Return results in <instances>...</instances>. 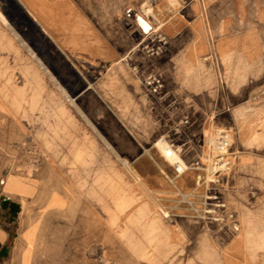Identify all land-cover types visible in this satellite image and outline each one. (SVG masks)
I'll list each match as a JSON object with an SVG mask.
<instances>
[{
	"label": "rangeland",
	"instance_id": "rangeland-1",
	"mask_svg": "<svg viewBox=\"0 0 264 264\" xmlns=\"http://www.w3.org/2000/svg\"><path fill=\"white\" fill-rule=\"evenodd\" d=\"M189 1L0 0V95L104 228L94 246L65 249L45 225L36 264H264L261 104L228 101L215 54L206 63L218 78L203 81L201 102L183 101V83L169 87L174 103L145 83L163 80L158 65L185 64L162 26Z\"/></svg>",
	"mask_w": 264,
	"mask_h": 264
},
{
	"label": "crops",
	"instance_id": "crops-1",
	"mask_svg": "<svg viewBox=\"0 0 264 264\" xmlns=\"http://www.w3.org/2000/svg\"><path fill=\"white\" fill-rule=\"evenodd\" d=\"M183 7L162 26L170 53L185 60L177 67H155L164 80V98L174 103L178 95L169 87L176 82L184 84L185 102L208 97L203 81L218 77L206 61L215 54L224 64L228 101L258 102L264 119V0H193ZM141 31L145 37L156 33ZM39 151L0 95V264H36L45 225L54 226L58 248H87L104 235L94 205L79 200L64 171ZM146 258L142 264H148Z\"/></svg>",
	"mask_w": 264,
	"mask_h": 264
},
{
	"label": "bare ground",
	"instance_id": "bare-ground-1",
	"mask_svg": "<svg viewBox=\"0 0 264 264\" xmlns=\"http://www.w3.org/2000/svg\"><path fill=\"white\" fill-rule=\"evenodd\" d=\"M150 12V11H149ZM137 15V14H136ZM137 23L144 28V30L148 31L150 29V25L147 22V20L143 16H136ZM4 22H6L5 19H3ZM24 43V42H23ZM84 115V114H83ZM94 128V127H93ZM157 148L159 151L163 154V156L176 168L180 173H185L188 168H186V165L184 162L179 158V155L176 151L172 150L170 146L167 145V143L164 140H160L157 143ZM225 166H222L223 169ZM177 171V172H178ZM136 181L139 184H142L140 179L136 176ZM146 189V188H145ZM150 191V190H149ZM148 193V192H147ZM151 196V195H150ZM152 197V196H151ZM154 197V196H153ZM154 202L157 204V206L167 215V212L164 210V208L158 203L159 201L154 198Z\"/></svg>",
	"mask_w": 264,
	"mask_h": 264
},
{
	"label": "built area",
	"instance_id": "built-area-1",
	"mask_svg": "<svg viewBox=\"0 0 264 264\" xmlns=\"http://www.w3.org/2000/svg\"><path fill=\"white\" fill-rule=\"evenodd\" d=\"M145 83L148 86L150 92L152 94H154L155 96H160L162 91H163V89H164V87H165L164 81L162 80L161 77H159L157 75L150 76L148 78V81L145 82ZM197 166H199V164H197ZM222 166H225L223 169L228 168V164L227 163L222 164L221 167ZM177 171H178V169H177ZM178 173H180V172L178 171Z\"/></svg>",
	"mask_w": 264,
	"mask_h": 264
}]
</instances>
